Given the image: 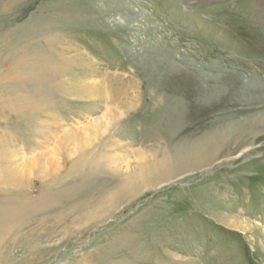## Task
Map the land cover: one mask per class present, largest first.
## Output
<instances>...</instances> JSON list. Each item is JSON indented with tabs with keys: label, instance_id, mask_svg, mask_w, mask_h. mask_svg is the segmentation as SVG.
<instances>
[{
	"label": "rangeland",
	"instance_id": "374dc122",
	"mask_svg": "<svg viewBox=\"0 0 264 264\" xmlns=\"http://www.w3.org/2000/svg\"><path fill=\"white\" fill-rule=\"evenodd\" d=\"M0 264H264V0H0Z\"/></svg>",
	"mask_w": 264,
	"mask_h": 264
},
{
	"label": "bare ground",
	"instance_id": "6f19581e",
	"mask_svg": "<svg viewBox=\"0 0 264 264\" xmlns=\"http://www.w3.org/2000/svg\"><path fill=\"white\" fill-rule=\"evenodd\" d=\"M200 148H201V147H200ZM197 152H198V151H196V153H197ZM191 157H192V156H191ZM133 179H134V178H133ZM133 179H132V180H133ZM141 180H142V179H141ZM132 182H133V181H132ZM138 182H139V181H138ZM127 183H128V182H127ZM136 183H137V182H136ZM122 184H123V183H122ZM126 185H127V184H126ZM135 185H136V184H135ZM139 185H140V184H139ZM139 185H138V186H139ZM122 189H123V187H122ZM127 190H128V189H127ZM119 192H120V191H119ZM119 192H118V194H119ZM134 192H135V191H134ZM131 193H132V192H131ZM117 197H119V196H117ZM120 199H121V197H120ZM109 203H110V202H109ZM110 204H111V203H110ZM108 206H109V205H108ZM106 210H109V209L106 208ZM106 210H105V211H106ZM102 212H103V211H102ZM91 213H92V212H91ZM94 213H95V212H94ZM107 213H108V212H107ZM101 214H102V213H101ZM103 214H104V213H103ZM86 215H87V214H86ZM94 215H95V214H94ZM104 215H105V214H104ZM94 217L96 218L97 216H94ZM98 217H99V216H98ZM86 218H88V217H86ZM93 220H94V219H93ZM85 222H86V221H85ZM243 222H244V221H243ZM86 224H87V223H86ZM19 232H20V231H19Z\"/></svg>",
	"mask_w": 264,
	"mask_h": 264
}]
</instances>
